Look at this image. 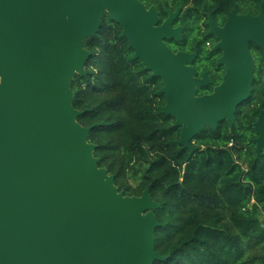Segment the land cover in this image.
Returning <instances> with one entry per match:
<instances>
[{
	"label": "water",
	"instance_id": "1",
	"mask_svg": "<svg viewBox=\"0 0 264 264\" xmlns=\"http://www.w3.org/2000/svg\"><path fill=\"white\" fill-rule=\"evenodd\" d=\"M138 0H0V264H154L159 205L146 187L125 196L114 177L97 167L89 129L77 123L71 105L73 78L85 74L90 54L83 41L95 35L105 15L145 70L162 80V112L180 128L177 144L194 152L191 140L206 127L226 122L252 93L251 43L264 54V16L232 12L222 28L211 18L208 34L219 43L225 73L211 94L189 66L197 54L173 53L164 39H181L172 28L180 12ZM256 158L264 150V108L253 124Z\"/></svg>",
	"mask_w": 264,
	"mask_h": 264
},
{
	"label": "trees",
	"instance_id": "2",
	"mask_svg": "<svg viewBox=\"0 0 264 264\" xmlns=\"http://www.w3.org/2000/svg\"><path fill=\"white\" fill-rule=\"evenodd\" d=\"M175 11L180 41L165 40L173 52H194L197 76L219 85L222 67L216 43L207 34V15L217 24L229 13L264 15V0H140ZM255 55L252 93L236 108L231 129L226 122L206 127L191 140L194 152L177 144L180 128L162 112L161 78L152 76L122 36L120 25L105 15L98 32L83 41L90 57L85 74L70 83L77 123L89 129L97 167L114 177L125 196H141L149 187L157 226L154 264H264V150L258 158L254 123L264 108V56Z\"/></svg>",
	"mask_w": 264,
	"mask_h": 264
},
{
	"label": "flooded vegetation",
	"instance_id": "3",
	"mask_svg": "<svg viewBox=\"0 0 264 264\" xmlns=\"http://www.w3.org/2000/svg\"><path fill=\"white\" fill-rule=\"evenodd\" d=\"M147 10L148 9H150L151 7H153V8H155V10H156V12H157V15H158V18H159V25L161 24V23H163L166 19H167V14H166V12H165V10H169V11H171V12H175V11H173V10H171V9H168V8H166L165 7V5H161V9H162V11H163V13L165 14V18L164 19H161V16H160V12H159V10L157 9V7L156 6H154V5H152V6H149V7H146V5L144 4V3H142L140 0H138ZM178 9V8H177ZM232 12H234V11H231L230 13H229V16H230V14L232 13ZM180 13H181V8H180V12H179V14H178V16L180 15ZM235 13V12H234ZM236 14V13H235ZM237 16H246V15H238V14H236ZM177 16V17H178ZM229 16L227 17V19L229 18ZM249 16H252V15H249ZM256 16H258V15H256ZM264 16V15H263ZM177 17H176V19H177ZM209 18H211L210 16H208L207 15V21H208V19ZM176 19L172 22V25H171V27L172 28H178V27H181L182 28V31H181V38H182V33H183V27L182 26H175L174 25V23H175V21H176ZM212 19V18H211ZM227 19L223 22V23H221V24H217L213 19V22L216 24V26L218 27V28H222L223 26H224V24H225V22L227 21ZM207 21H206V27H207V34H208V26H207ZM209 35V34H208ZM210 36H214V35H210ZM214 38L216 39V43L214 44V46L215 45H217L218 43H219V40L214 36ZM165 40H175V39H164V41ZM181 40V39H180ZM179 40V41H180ZM163 41V42H164ZM177 41V40H176ZM250 45H253V44H251V43H249L248 44V50H249V52H250V54H251V56H252V58H253V63H254V67H255V55L256 54H259L258 52H256V51H253V49L250 47ZM214 46H212L211 48H210V45L209 44H207V47L209 48V49H212ZM253 46H255V45H253ZM256 47V46H255ZM194 48H197L196 46L194 47ZM257 48V47H256ZM170 49V48H169ZM257 49H259V48H257ZM171 50V49H170ZM260 50V49H259ZM172 51V50H171ZM194 51H195V49H194ZM217 52H219V56L217 57V59H216V64L217 65H219L220 67H222V70H223V73H222V77H223V75H224V73H225V68H224V66L223 65H220V64H218L217 63V61L222 57V51L221 50H216ZM261 51V50H260ZM173 52V51H172ZM177 52H182V51H177ZM177 52H173V53H177ZM183 53H186V52H183ZM193 53V52H192ZM192 53H186V54H192ZM261 54L264 56V54H263V52L261 51ZM196 56H197V54H196ZM196 56H195V58L193 59V61L196 59ZM193 61H192V63L191 64H189V66H191V67H193L194 69H195V67L194 66H192V64H193ZM196 70V69H195ZM205 74H207L206 72H204ZM204 73H202L201 74V76L200 77H198L197 76V70H196V77L197 78H201L202 77V75L204 74ZM253 75H254V72H253ZM207 76H208V74H207ZM222 77H221V82L219 83V85L222 83ZM209 79V78H208ZM209 84V83H208ZM219 85H217V86H219ZM217 86H215V87H217ZM214 87V88H215ZM199 90V89H198ZM208 94H211V93H208ZM203 95H207V94H203ZM203 95H198L197 94V96H203Z\"/></svg>",
	"mask_w": 264,
	"mask_h": 264
}]
</instances>
